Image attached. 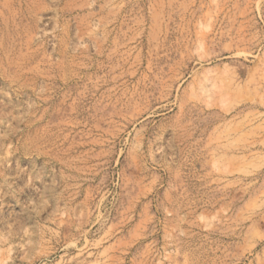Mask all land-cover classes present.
I'll list each match as a JSON object with an SVG mask.
<instances>
[{
  "label": "rangeland",
  "instance_id": "374dc122",
  "mask_svg": "<svg viewBox=\"0 0 264 264\" xmlns=\"http://www.w3.org/2000/svg\"><path fill=\"white\" fill-rule=\"evenodd\" d=\"M0 264H264V0H0Z\"/></svg>",
  "mask_w": 264,
  "mask_h": 264
}]
</instances>
